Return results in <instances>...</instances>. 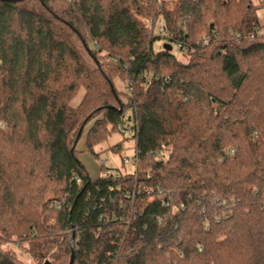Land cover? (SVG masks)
<instances>
[{
  "label": "trees",
  "instance_id": "1",
  "mask_svg": "<svg viewBox=\"0 0 264 264\" xmlns=\"http://www.w3.org/2000/svg\"><path fill=\"white\" fill-rule=\"evenodd\" d=\"M257 7L0 0V264L25 240L36 264H264ZM86 125L90 150L134 126L135 177L89 176Z\"/></svg>",
  "mask_w": 264,
  "mask_h": 264
},
{
  "label": "rangeland",
  "instance_id": "2",
  "mask_svg": "<svg viewBox=\"0 0 264 264\" xmlns=\"http://www.w3.org/2000/svg\"><path fill=\"white\" fill-rule=\"evenodd\" d=\"M253 4L258 5L257 0H253ZM256 13L261 22H264V8L257 7ZM203 34L202 36H205ZM173 52L177 54L179 60L181 61H186L188 59L187 55L178 53L177 47L174 45ZM98 58L100 61L103 60V57L101 56H98ZM113 84L117 91L125 92L124 82L119 76L113 79ZM83 93L84 90L81 88L76 96L71 100V104L73 106L79 103ZM88 128L89 126L86 125L82 137L77 144V149L79 151V159L92 179H96L100 176V168L111 170L119 169L126 173H132L134 171V167L130 162H124L125 158H130L135 154L134 139L126 138L122 131L118 129L112 130L110 126H107L108 133L106 136L98 142L92 144V150H90L86 145V134ZM30 247V242H28V240L22 241L19 245L14 246V254L26 264H36L28 253Z\"/></svg>",
  "mask_w": 264,
  "mask_h": 264
},
{
  "label": "built area",
  "instance_id": "3",
  "mask_svg": "<svg viewBox=\"0 0 264 264\" xmlns=\"http://www.w3.org/2000/svg\"><path fill=\"white\" fill-rule=\"evenodd\" d=\"M258 4H260L261 6H263L264 8V0H257ZM264 15V13H263ZM149 28L151 29L152 33H154V30H159L160 35L167 36V33L164 31V28L162 27V22L159 20L155 25H153L152 21H149ZM168 38V37H167ZM167 38L163 41H156L155 44V49L159 50V49H163V44L164 43H169L167 41ZM204 43L207 42V40L205 39L203 41ZM170 44V43H169ZM172 48L173 45L171 44ZM174 46H176V43L174 44ZM118 130L122 131V133L125 136H131L135 133L134 130V126H130V125H126L125 127H119ZM124 162H130L132 164V166L134 167V171L132 173H126L124 171H121L119 169H115V170H111V169H105V168H100V176L104 177V178H108L110 175L114 176V177H118V176H125L126 174H133L135 177V170L138 167V157L136 156V153L134 154V156L130 157V158H125ZM76 181L80 183V179L78 177H76ZM29 242V241H28Z\"/></svg>",
  "mask_w": 264,
  "mask_h": 264
},
{
  "label": "water",
  "instance_id": "4",
  "mask_svg": "<svg viewBox=\"0 0 264 264\" xmlns=\"http://www.w3.org/2000/svg\"><path fill=\"white\" fill-rule=\"evenodd\" d=\"M163 48L167 51H171L172 50V46L169 43H164L163 44ZM71 239H73V236L71 237ZM74 262V249L72 248L71 250V255H70V259H69V263L68 264H73Z\"/></svg>",
  "mask_w": 264,
  "mask_h": 264
}]
</instances>
